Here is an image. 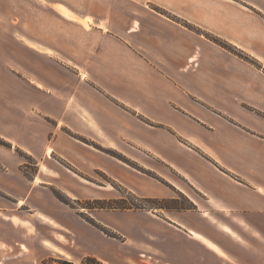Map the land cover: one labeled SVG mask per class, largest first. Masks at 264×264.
<instances>
[{"label":"crops","instance_id":"crops-1","mask_svg":"<svg viewBox=\"0 0 264 264\" xmlns=\"http://www.w3.org/2000/svg\"><path fill=\"white\" fill-rule=\"evenodd\" d=\"M31 10L15 32L0 20V136L11 144L0 145V264H43L34 216L73 241L58 251L68 260L131 264L130 220L97 219L121 239L45 206L44 218L24 215L42 204L12 174L16 148L125 172L80 138L130 142L131 159L167 183L131 167V191L167 199L177 189L191 201L149 218L159 229L150 257L158 248L161 264H264V0H36ZM82 227L114 243L113 256L89 249Z\"/></svg>","mask_w":264,"mask_h":264},{"label":"rangeland","instance_id":"rangeland-1","mask_svg":"<svg viewBox=\"0 0 264 264\" xmlns=\"http://www.w3.org/2000/svg\"><path fill=\"white\" fill-rule=\"evenodd\" d=\"M35 2L36 0H0V20L8 22L9 31L15 32L14 24L16 23L13 24V22L22 19L30 21L31 6ZM22 10L23 13H21ZM159 11L161 12V10ZM231 52L239 53L236 50ZM73 136L77 137L76 134ZM0 139L6 142L3 144L1 141L0 145L11 148V144L6 139L1 136ZM80 139L93 149H96L105 160L112 159L123 166L125 172H110L102 167L95 169L88 168L86 171H80L61 157L53 155L47 159L36 158L16 148V154L19 156L21 164L14 169L12 174L23 179L25 185L28 184L31 186L30 189H27L25 186L21 189L27 201L30 199V201L32 200L42 204L40 207L26 203L23 206L26 212L24 213L25 217L29 216L28 213L32 209L41 213L39 216L43 217V209L46 210L44 208L45 206L52 209L61 217H65L69 213L75 215L82 222H88L89 226L91 224L89 221L94 222L102 227L103 230H99L106 235L110 237H121V239L122 237L125 239L126 236L124 232L120 231V226L117 227L118 221H114L117 227L114 228L112 225H103L97 219L100 218L104 222L109 223L112 221V218L120 221L130 220L131 264H161L158 248L155 250L156 253L153 257H150V253L146 251V249H153V245L159 247L158 237H151L149 232V230H156L159 233V229L150 224L149 218H162L164 209L175 211L178 209L192 208L191 201L177 189H173L174 191L171 192L172 197L167 199L144 197L139 193L131 191V167L141 174L151 175L152 177H155V175L146 171L144 167L138 165L131 159V150L133 148L130 142L102 141L99 143L93 140ZM154 182L156 184H167L160 177H155ZM126 212H131V215H125ZM39 220L41 219L38 216H34L33 223L29 224V229L32 237L35 238L34 242H36V239H44L46 241L44 246L47 247V250L45 249L47 253L46 255L44 254L43 259V253H40V261L41 263L47 261L50 264H60L58 260L66 258L63 255H59L58 251L69 247V244H73V241L62 230L56 236L57 234L55 235L47 225H44ZM82 229L88 239L87 247L89 246V249L98 248L99 252L104 253L109 249L110 256H113L112 250L116 248L114 243L106 241L105 239L102 244L93 235L92 230L87 227H82ZM225 230L229 231L227 227ZM135 232L139 237L133 235ZM133 237L136 240H133ZM146 238L152 239V242L145 244ZM208 243L213 248L219 250L216 245L210 242ZM31 254V252L27 253L23 257V260L30 261ZM18 257L21 256L18 255ZM72 262L78 264L80 260Z\"/></svg>","mask_w":264,"mask_h":264},{"label":"trees","instance_id":"trees-1","mask_svg":"<svg viewBox=\"0 0 264 264\" xmlns=\"http://www.w3.org/2000/svg\"><path fill=\"white\" fill-rule=\"evenodd\" d=\"M173 19L176 20V21H178V22H180L181 24L185 25L187 28H189V29H191V30H194V31H196V32H201V30L198 29L197 27H195V26H193V25H191V24H189V23H187V22H185V21H183V20H181V19H178V18H176V17H173ZM205 36L208 37L209 39H211L212 41H214L215 43H217V44H219V45L225 47L226 49H228V50H230V51H235V50L233 49V47H231L229 44L225 43V42H224L223 40H221L220 38H217V37H215V36H212V35H210V34H206V33H205ZM239 54H240V53H239ZM240 55H241V54H240ZM243 57H244V56H243ZM244 58L247 59V57H244ZM1 141H2V140L0 139V143H1ZM2 143L5 144L6 142L2 141ZM89 223H91L92 225H94L96 228L103 230L102 227L98 226V225L95 224L94 222L89 221ZM50 259H51V258H50ZM52 260H54V259H52ZM50 261H51V260H50ZM54 261H56V260H54ZM58 261H59L60 264H77V263H74V262L69 261V260H66V259L58 260ZM43 263H44V264H50V262H47V261H45V262H43ZM78 264H107V263H105V262L99 260L98 258H96V257H94V256H91V255H85V256L82 257L80 263H78Z\"/></svg>","mask_w":264,"mask_h":264},{"label":"bare ground","instance_id":"bare-ground-1","mask_svg":"<svg viewBox=\"0 0 264 264\" xmlns=\"http://www.w3.org/2000/svg\"><path fill=\"white\" fill-rule=\"evenodd\" d=\"M192 141V140H191Z\"/></svg>","mask_w":264,"mask_h":264}]
</instances>
